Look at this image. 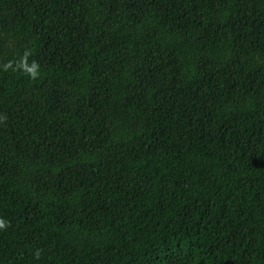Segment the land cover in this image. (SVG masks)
Returning <instances> with one entry per match:
<instances>
[{
    "label": "trees",
    "instance_id": "16d2710c",
    "mask_svg": "<svg viewBox=\"0 0 264 264\" xmlns=\"http://www.w3.org/2000/svg\"><path fill=\"white\" fill-rule=\"evenodd\" d=\"M0 264H264V0H0Z\"/></svg>",
    "mask_w": 264,
    "mask_h": 264
}]
</instances>
